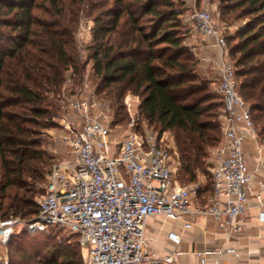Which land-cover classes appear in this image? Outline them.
Listing matches in <instances>:
<instances>
[{
  "label": "trees",
  "instance_id": "obj_1",
  "mask_svg": "<svg viewBox=\"0 0 264 264\" xmlns=\"http://www.w3.org/2000/svg\"><path fill=\"white\" fill-rule=\"evenodd\" d=\"M209 1H216L222 22H239L222 42L264 139V0ZM185 5L183 0H0V220L37 213L39 192L33 186L45 182L53 159L38 137L52 125L51 95L66 79L78 84L86 67L74 38L82 6L93 21L88 59L97 94L117 117L125 94L137 95L143 120L138 130L145 132L146 126L173 136L180 177L195 182L198 174H208L210 149L221 141L222 99L219 93L212 97L197 72H202L198 58L184 43ZM207 76L212 83L214 76ZM212 189L211 180L207 194ZM52 229L57 228L33 232L30 241L12 234L2 244L7 263L83 264L73 249L49 243Z\"/></svg>",
  "mask_w": 264,
  "mask_h": 264
},
{
  "label": "built area",
  "instance_id": "obj_2",
  "mask_svg": "<svg viewBox=\"0 0 264 264\" xmlns=\"http://www.w3.org/2000/svg\"><path fill=\"white\" fill-rule=\"evenodd\" d=\"M190 0L184 21L204 39L214 38L216 90L221 95V141L210 149L212 193L207 203H194L200 187L175 177V151L164 142V133L140 132L131 118L117 123L107 119L108 108L95 99L67 98L77 122L61 118L57 139L68 148L67 158L52 161L45 176V192L37 201V213L29 219L0 220V243H7L15 225L30 233L57 228L76 237L83 264H147L160 262L145 250L146 223L150 217L181 221L188 230L197 217H211L220 246L196 251L200 264L211 257L236 252L230 243L245 229L251 209L264 222V139L258 135L249 104L238 91L232 63L226 58L222 35L211 12ZM66 79L65 82H68ZM253 142V162L243 141ZM175 245L163 264H175L183 254L181 236L169 231ZM0 264H8L0 251Z\"/></svg>",
  "mask_w": 264,
  "mask_h": 264
},
{
  "label": "rangeland",
  "instance_id": "obj_3",
  "mask_svg": "<svg viewBox=\"0 0 264 264\" xmlns=\"http://www.w3.org/2000/svg\"><path fill=\"white\" fill-rule=\"evenodd\" d=\"M68 1V0H67ZM186 4V2H184ZM197 7H204L207 8L214 19V22L221 32V35H227L229 33H232L235 31V29L238 26L237 22L236 24H227L224 23L220 20L219 12L217 10V3L216 1L210 2L209 0H200L199 4H197ZM88 8L82 6L81 11L79 12V21L74 33V38H75V44L76 47H78V51L80 54V59L82 62L86 63V67L83 73V77L81 81H78V84L72 83V80L69 79L68 82H64L60 92L55 95H51L50 98V104L51 106L49 109L53 112L54 116L52 118V125L50 127L42 128L41 133L38 135V137L42 141V149L44 148L51 156H53L52 161L56 159H61V158H67L69 156L68 154V148L66 145L61 142L59 139H57V134L61 132V118L65 117L68 118L69 120H72L74 122H77L78 118L77 115L74 111H72L68 105H67V98H74V97H84L90 98V99H95L96 101H99L102 104L103 108H108V121L110 123L111 127H114L115 130L119 129L115 126V124L120 123V124H125L127 123L131 118H134L136 123H137V129L139 128L140 124H143V120L140 117L139 114V98L137 95H133L130 92H127L125 96L123 97V112L119 114L117 117L116 114H114V109L110 106V103L107 100L102 99L96 92L95 88V82L94 79L91 75V65H92V60L88 59V55L90 53L89 47L92 43V37H91V27L93 26V21L92 18L87 14ZM185 12L183 13V20L185 17ZM184 26L182 27L181 33L183 35H187L190 31L189 25L187 22L184 21ZM185 39V38H184ZM185 43V42H184ZM188 48L192 53H195V50L188 45ZM200 75V77L208 82V91L211 93L212 97L217 96L218 92L216 90V85L217 81L215 77H213L214 81L212 83H209L208 76L203 74L202 72L197 71ZM66 81V80H65ZM219 99V98H218ZM216 98H212L211 102L216 103L219 102V100ZM215 109V108H214ZM217 111H220V108H216ZM123 116L121 121H116V119H120V117ZM219 119L221 120V117L219 115ZM164 142L168 144L172 149H174V140L173 136L169 132L164 133ZM250 145V149L248 150L247 148L244 149L245 154L247 152H250V150H253V142L249 138H245L243 141V146L244 145ZM254 153V152H253ZM174 164L175 166L178 167V163L176 158L174 159ZM207 161L210 163V166L208 167V174L203 175V174H198L197 180L195 181L202 192L199 191L197 198L194 200V203H205L207 200V197L210 194H207V189L210 188L211 186V155L209 152V156L207 158ZM175 177L180 180L183 184H188L189 182L183 180L180 177V173L178 168L175 169ZM34 189H37L39 192L35 198L36 201L41 197V195L45 192V182L44 183H37L36 185L33 186ZM204 190V191H203ZM202 205V204H201ZM24 225H15L13 227V237H15L18 240H24V241H30L32 239V235H35L33 233H28V234H21L20 231L24 229ZM48 234H50L51 239H49V243H57L61 244L65 248H71L74 251L77 252L78 256L81 258L80 254V247L77 245L76 238L73 235H70L68 232L63 231L61 229H52ZM0 251L4 252L3 245L0 243ZM45 252L40 253L39 257L43 256ZM14 260L18 261L19 257H14ZM36 259H38L36 257ZM35 259V260H36ZM160 263H162L161 259Z\"/></svg>",
  "mask_w": 264,
  "mask_h": 264
},
{
  "label": "crops",
  "instance_id": "obj_4",
  "mask_svg": "<svg viewBox=\"0 0 264 264\" xmlns=\"http://www.w3.org/2000/svg\"><path fill=\"white\" fill-rule=\"evenodd\" d=\"M183 1L189 9L190 0ZM188 25L190 31L184 39L185 44L195 50L200 71L216 77L214 61L218 56V48L214 45L215 39H204L191 23ZM249 146L246 144L243 147L250 149ZM253 154V150L246 153L250 164L253 162ZM260 177L264 179V176ZM206 203L207 200L201 204ZM171 230L180 234V248L183 251L175 264H200L196 251L204 247L220 246L224 242L222 235L216 233V225L211 217H197L196 225L188 230L183 228L181 221H164L161 217H150L146 223L145 250L155 259H162L164 255L175 250V245L167 239V233ZM230 245L236 248L235 253L224 254L219 258L211 257L206 264H264V222L259 221L256 209L249 211L244 231Z\"/></svg>",
  "mask_w": 264,
  "mask_h": 264
},
{
  "label": "water",
  "instance_id": "obj_5",
  "mask_svg": "<svg viewBox=\"0 0 264 264\" xmlns=\"http://www.w3.org/2000/svg\"><path fill=\"white\" fill-rule=\"evenodd\" d=\"M160 262H151V263H147V264H159Z\"/></svg>",
  "mask_w": 264,
  "mask_h": 264
}]
</instances>
